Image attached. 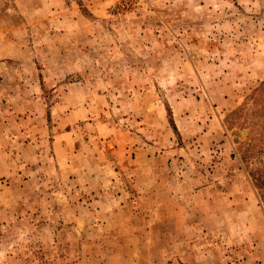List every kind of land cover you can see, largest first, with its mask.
<instances>
[{"label": "rangeland", "instance_id": "374dc122", "mask_svg": "<svg viewBox=\"0 0 264 264\" xmlns=\"http://www.w3.org/2000/svg\"><path fill=\"white\" fill-rule=\"evenodd\" d=\"M0 264H264V0H0Z\"/></svg>", "mask_w": 264, "mask_h": 264}, {"label": "trees", "instance_id": "16d2710c", "mask_svg": "<svg viewBox=\"0 0 264 264\" xmlns=\"http://www.w3.org/2000/svg\"><path fill=\"white\" fill-rule=\"evenodd\" d=\"M261 174H262L261 171H256V175L252 176L253 181L257 183L260 180Z\"/></svg>", "mask_w": 264, "mask_h": 264}]
</instances>
